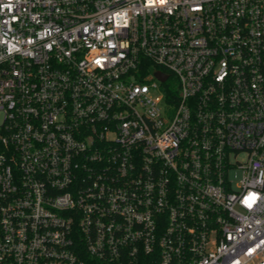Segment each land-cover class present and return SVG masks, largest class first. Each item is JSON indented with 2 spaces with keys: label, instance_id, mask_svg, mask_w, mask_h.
<instances>
[{
  "label": "built area",
  "instance_id": "built-area-1",
  "mask_svg": "<svg viewBox=\"0 0 264 264\" xmlns=\"http://www.w3.org/2000/svg\"><path fill=\"white\" fill-rule=\"evenodd\" d=\"M0 264H264V0H0Z\"/></svg>",
  "mask_w": 264,
  "mask_h": 264
},
{
  "label": "water",
  "instance_id": "water-1",
  "mask_svg": "<svg viewBox=\"0 0 264 264\" xmlns=\"http://www.w3.org/2000/svg\"><path fill=\"white\" fill-rule=\"evenodd\" d=\"M156 77H157L159 80H161L162 82H165V81H167V79H168V75H166V74H164V73H162V72H157V73H156Z\"/></svg>",
  "mask_w": 264,
  "mask_h": 264
},
{
  "label": "trees",
  "instance_id": "trees-1",
  "mask_svg": "<svg viewBox=\"0 0 264 264\" xmlns=\"http://www.w3.org/2000/svg\"><path fill=\"white\" fill-rule=\"evenodd\" d=\"M172 83H173V80H170V82H169V84L167 85V87L170 86ZM166 91H167V95H168V96H170L171 93H173V89H171V88H167Z\"/></svg>",
  "mask_w": 264,
  "mask_h": 264
}]
</instances>
